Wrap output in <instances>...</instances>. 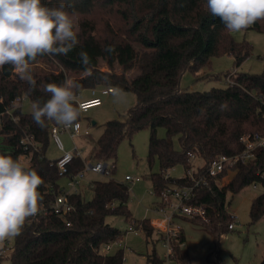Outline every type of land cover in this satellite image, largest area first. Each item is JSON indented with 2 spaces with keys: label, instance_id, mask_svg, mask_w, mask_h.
Here are the masks:
<instances>
[{
  "label": "trees",
  "instance_id": "16d2710c",
  "mask_svg": "<svg viewBox=\"0 0 264 264\" xmlns=\"http://www.w3.org/2000/svg\"><path fill=\"white\" fill-rule=\"evenodd\" d=\"M64 2L69 12L76 13L80 44L67 56L38 57L32 64V74L38 86L41 82L60 83L65 76L73 78L82 85L77 95L85 88L107 86L108 81L136 94L137 101L125 119L105 122L91 153L96 161L111 162L110 174L116 170L120 142L144 128L150 129V165L157 159L160 166L159 171L150 174L156 194L171 185L191 184L189 178L167 174V170L176 164L189 167L191 152L209 161L220 154L240 151L242 133H264V71L236 72L227 87H213L209 91L188 90L181 85L185 71L198 72L214 56L231 54L239 66L252 51L248 42L234 40L221 20L211 15L207 0ZM42 3L53 6L60 0H42ZM249 28L264 31V21ZM190 31L198 34V40L177 53L169 43L168 35H184ZM109 44L115 45V54L103 51ZM81 49L91 57L92 76H85L78 56ZM101 62H105L110 70L101 69ZM116 65L121 67L120 72L115 71ZM134 68L139 72L130 77L128 71ZM28 89L27 82L20 80L11 66L0 69V154L19 158L21 162L22 155H30L28 163H22L35 168L43 177L44 184L38 191L44 196V207L48 208L61 192L64 184L61 178L83 169L85 161L81 156H75L67 175L59 173L57 158L51 159L46 154L52 138L50 128L55 122L47 121L46 127L41 129L34 123L31 112H24L21 104H15V99L22 95L32 101L49 98L39 87L33 92ZM159 127L166 129L165 137L157 135ZM27 133L35 136L39 150L23 148L20 140ZM176 135L180 150L174 146ZM263 159L264 150L260 149L258 159L236 166V173L226 185L220 187L211 180L210 187L199 186L193 202L207 208L208 220L194 219L219 234L231 230L229 225L235 216L228 211V194L236 193L254 181ZM90 187L93 196L89 199L82 192L68 194L74 209L65 217L41 212L26 224L22 235L15 238L12 264H124L122 248L110 253L103 251V246L127 233L107 222V217L123 216L127 220L132 217L129 185L112 178L93 180ZM263 215L264 190L253 198L250 208L252 222ZM137 226L147 237L153 236L150 218L138 220ZM181 239L186 240L185 236ZM146 258L147 263L150 260L161 262L156 249ZM175 258L177 264H188L186 248L176 245ZM259 264H264V254Z\"/></svg>",
  "mask_w": 264,
  "mask_h": 264
},
{
  "label": "rangeland",
  "instance_id": "374dc122",
  "mask_svg": "<svg viewBox=\"0 0 264 264\" xmlns=\"http://www.w3.org/2000/svg\"><path fill=\"white\" fill-rule=\"evenodd\" d=\"M234 40L238 42H248L252 51L251 54L239 65L236 66L235 58L231 54H222L212 57L210 63L203 66L198 72L185 71L181 78V85L188 90L209 91L213 87L224 88L233 82L236 72L262 73L264 71V31L247 28L239 32L231 31ZM169 43L176 49L177 53L181 48L194 45L198 40V34L190 31L184 35H168ZM182 53V52H181ZM43 65L46 66L45 63ZM101 69L110 70L105 62H101ZM115 71L120 72L121 67L115 66ZM230 71L228 76L225 73ZM236 71V72H235ZM139 70L128 71L130 77L135 76ZM100 95L102 86L95 87ZM127 96L123 101H117L112 94H101L102 103L82 111L80 123L82 128H88L89 133L75 136L73 139L66 132L60 134L67 151L76 147L84 161L96 163L91 156L98 137L101 135L104 124L110 119H125L128 110L136 103L137 96L132 91H125ZM91 93V88L83 89L77 99ZM32 100L28 97L21 102L24 112H31ZM159 137L166 136V129L159 127L157 131ZM149 137L150 129L144 128L137 131L131 138L123 139L118 146V156L116 170L114 173H97L90 170L85 171L81 183V191L85 198L93 196L90 184L93 180L115 179L125 182L130 188L129 208L132 216L138 220L145 218L155 219L158 214L149 209L154 205L157 197L153 194V184L150 174L160 170L159 162L156 159L152 165L149 162ZM174 146L180 150L181 144L178 135L173 137ZM46 154L51 159L59 158L63 155L54 143L53 139L48 145ZM24 164L27 157L21 156ZM110 162V161H109ZM201 156L196 155L193 164H203ZM111 164V162H110ZM186 168L182 164L167 170L171 177H182ZM131 174L141 176L138 182H128L125 175ZM233 176L230 174L229 178ZM61 182L65 183L66 178L62 177ZM261 187L254 188L251 184L236 193L228 194V211L233 214L234 228L221 234L211 231L201 221L187 216H177L176 222L182 227L186 237V251L189 256L188 264H259L264 254V215L255 222L250 217L251 202L255 196L261 193ZM107 222L122 230H127L129 219L123 216L110 215ZM15 238L6 240L0 246V264H12L11 253ZM122 248L124 250V264H147L146 255L156 249L159 256L163 257L166 249L157 241L156 235L147 237L145 231L139 227L135 231H128L122 238V244L114 242L108 252H115Z\"/></svg>",
  "mask_w": 264,
  "mask_h": 264
},
{
  "label": "clouds",
  "instance_id": "9594fccd",
  "mask_svg": "<svg viewBox=\"0 0 264 264\" xmlns=\"http://www.w3.org/2000/svg\"><path fill=\"white\" fill-rule=\"evenodd\" d=\"M207 9L229 31L239 32L264 21V0H207ZM75 16L64 0L53 6L42 0H0V69L11 66L27 82L29 92L39 87L49 97L31 104L32 119L41 129L47 121L70 128L77 125L81 114L76 99L82 85L77 80L65 76L60 83L41 82L38 86L32 74L38 57L67 56L80 44ZM103 51L115 54L116 47L109 44ZM78 56L85 76H92L88 52L81 49ZM107 87L117 101L125 100L127 93L122 88L110 81ZM43 184L35 168L0 154V246L22 235L26 224L44 211V196L38 191Z\"/></svg>",
  "mask_w": 264,
  "mask_h": 264
},
{
  "label": "built area",
  "instance_id": "2783aa9c",
  "mask_svg": "<svg viewBox=\"0 0 264 264\" xmlns=\"http://www.w3.org/2000/svg\"><path fill=\"white\" fill-rule=\"evenodd\" d=\"M101 94L111 93L107 86H102L100 90ZM101 94L99 95L95 88H91V96L83 99H76L77 106H82V111H87L93 106L100 105L102 103ZM26 95L19 96L15 99V104L20 105ZM1 120V118H0ZM66 132L73 139L77 135L82 133L88 134V128H82L80 121L77 125L70 128H65L57 123L53 124L50 128V133L53 141L58 148L63 151V155L56 159V164L61 175H67L68 166L73 161L75 156H81L79 150L74 147L73 150L67 151L60 134ZM241 144V150L232 154H220L209 161H204L203 164H193L196 158V153L191 152L189 161L190 166L186 168L183 178H189L191 184L185 185H171L162 190L161 193L156 194L153 190V194L157 197L150 208L154 210L158 217L150 219V223L154 229L157 241L166 249L163 257L160 256L161 262H155L150 260L147 264H177L175 258V246L186 247V240H182L184 236L182 227L176 222L177 216H187L191 218H201L205 221L208 220L207 208L203 204H196L193 199L196 195V189L205 185L210 187V181L213 180L215 184L222 187L226 185L229 180L230 174L233 175L237 171V165L250 163L258 159V151L264 150V133L258 131H248L242 133L239 137ZM20 143L27 151L39 150V143L37 142L33 134H25ZM26 157L28 155H22ZM112 164L109 161L98 160L96 163H86L83 169L77 173L65 176L66 182L62 185L61 192L56 197L48 208L44 207V213H55L58 216L65 217L72 209L74 205L69 202V193L81 192V183L83 181L84 173L87 170L97 173H109L111 172ZM226 170V172H225ZM257 178L250 184L254 188L261 187L264 190V159L263 163L256 171ZM125 180L128 182H138L142 180L141 176H134L131 174L125 175ZM149 208V209H150ZM138 219L133 216L129 218L128 231H135L139 227ZM230 229L234 228L233 223L229 225ZM118 242L122 244V238H117L113 241L106 243L103 246V251L108 252L112 248L113 243Z\"/></svg>",
  "mask_w": 264,
  "mask_h": 264
},
{
  "label": "crops",
  "instance_id": "0c3cea01",
  "mask_svg": "<svg viewBox=\"0 0 264 264\" xmlns=\"http://www.w3.org/2000/svg\"><path fill=\"white\" fill-rule=\"evenodd\" d=\"M236 72V71H235ZM111 94V93H110ZM79 95V94H78ZM91 96V93L89 94V95H86V96H84V98H88V97H90ZM81 99H83V98H81ZM55 143V142H54ZM55 145H56V143H55ZM57 146V145H56ZM58 147V146H57ZM27 157V160L29 161L30 160V155H28V156H26ZM28 161H27V163H28ZM26 163V164H27ZM65 184V183H64ZM82 192V191H81ZM151 207V206H150ZM149 207V208H150ZM183 231V230H182ZM183 234H184V231H183ZM184 236H185V234H184ZM186 238V237H185ZM187 241V240H186Z\"/></svg>",
  "mask_w": 264,
  "mask_h": 264
}]
</instances>
